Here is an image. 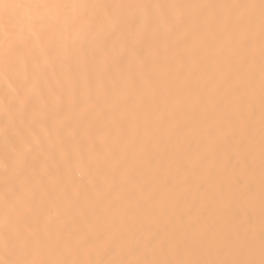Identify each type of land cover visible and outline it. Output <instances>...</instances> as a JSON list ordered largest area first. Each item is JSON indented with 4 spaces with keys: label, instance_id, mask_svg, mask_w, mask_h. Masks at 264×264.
<instances>
[{
    "label": "bare ground",
    "instance_id": "bare-ground-1",
    "mask_svg": "<svg viewBox=\"0 0 264 264\" xmlns=\"http://www.w3.org/2000/svg\"><path fill=\"white\" fill-rule=\"evenodd\" d=\"M0 264H264V0H0Z\"/></svg>",
    "mask_w": 264,
    "mask_h": 264
}]
</instances>
